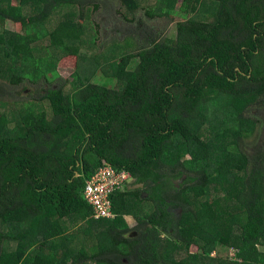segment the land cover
<instances>
[{"label":"trees","instance_id":"16d2710c","mask_svg":"<svg viewBox=\"0 0 264 264\" xmlns=\"http://www.w3.org/2000/svg\"><path fill=\"white\" fill-rule=\"evenodd\" d=\"M160 1L172 16L181 0ZM214 1L213 21L197 18L204 0H184L182 11L194 18L178 22L176 39L122 56L112 72L122 89L77 75L72 93L53 87L42 96L51 113H0V264H264V154L242 149L258 127L250 112L264 111V0ZM120 2L138 9L137 0ZM93 4L0 0V24L15 25L0 30V79L19 85L31 68L55 74L35 58L33 44L47 36L64 53L58 65L65 56L79 60L76 42ZM68 7L78 8L80 21L47 32L46 22ZM106 163L144 187L117 191L116 218L96 221L83 191ZM182 177L185 184H173ZM215 184L240 208L224 215L225 230L211 196ZM73 219L94 239L89 247L79 237L77 252L65 227ZM224 238L237 259L213 256Z\"/></svg>","mask_w":264,"mask_h":264},{"label":"rangeland","instance_id":"374dc122","mask_svg":"<svg viewBox=\"0 0 264 264\" xmlns=\"http://www.w3.org/2000/svg\"><path fill=\"white\" fill-rule=\"evenodd\" d=\"M137 1L138 9L135 12H130L121 4L120 0H93L94 4L85 8L82 21L84 32L81 41L76 42L80 53L79 60L65 56L64 62L58 65V60L64 53L59 48L50 47L51 42L48 36L33 44V46L38 48V52L35 53L37 65H41L44 68H53L57 76L51 71L43 72L44 74H42L44 70L35 71L31 68L26 79L19 85L12 84L7 77L1 78L0 113H6L12 119L14 114L23 111L27 107L35 110H48L50 108L48 102L40 101L46 91L53 87H61L66 93H72L75 89L73 81L75 77L77 78V75L79 77L91 76L90 79L96 84L113 89H122L123 83L112 77L113 65L122 56L137 52L140 47L147 46L150 41L176 39L178 36V22L194 18L193 13L185 14L182 11L184 0L177 4L173 11L175 14L172 16L168 15L169 12L166 10L165 6L167 5L165 2L160 3V0ZM216 9H218V4L214 0H204L197 18L200 19L199 21L211 22L217 12ZM65 20L80 21L78 8L68 7L58 10L46 22L45 30L50 33L59 22ZM2 29L15 30V25L11 21H5L0 24V30ZM94 63H98L95 70H93ZM137 64L138 59H132L130 67L133 69ZM76 66L78 69L75 73ZM5 67H8V65L6 64ZM33 72L36 73V77L30 79L29 75ZM48 112L51 113V110H48ZM249 116L257 120L258 127L254 136L243 142L242 149L258 155L260 148L263 149L264 154V111L256 106ZM190 157V155H187L184 159L187 160ZM164 169L165 172L170 174L171 171L167 165H165ZM184 180L185 177L174 178L172 182L174 185H178L177 187H180V185L185 184L186 181ZM240 187L241 184L235 191H240ZM210 191L212 198L216 200V208L221 211L219 217H222V220L219 221V225L225 230L227 223L223 218L224 215L227 214L228 210L237 211L240 208L232 199L225 197L220 185H213ZM131 204L136 205L137 201L132 200ZM181 213L182 211L178 210L177 215H181ZM124 223L130 229L137 225L132 215H125ZM65 227H67V235L71 237V241L74 240L72 244L74 252H77L78 250L76 249L81 247L79 237L89 247L93 244L94 239L86 230V224L77 223L76 219L66 220ZM6 229L2 227L1 230L6 232ZM93 231H95V228ZM262 249L264 250V247ZM191 251L197 252L198 249L192 248ZM213 253L214 257L219 255L221 258L233 257L237 259L235 255L237 250L225 238L222 245ZM87 264L95 263L90 262Z\"/></svg>","mask_w":264,"mask_h":264},{"label":"built area","instance_id":"2783aa9c","mask_svg":"<svg viewBox=\"0 0 264 264\" xmlns=\"http://www.w3.org/2000/svg\"><path fill=\"white\" fill-rule=\"evenodd\" d=\"M133 177L126 170H117L109 164L102 165L87 180L83 196L92 209V218L112 220L116 218L113 211V195L132 184Z\"/></svg>","mask_w":264,"mask_h":264},{"label":"water","instance_id":"95a60500","mask_svg":"<svg viewBox=\"0 0 264 264\" xmlns=\"http://www.w3.org/2000/svg\"><path fill=\"white\" fill-rule=\"evenodd\" d=\"M77 176H79V175H77ZM176 185V184H175ZM178 186V185H177ZM144 187V185H142V184H139V185H135V186H133V187H129V190H131V189H137V188H139V189H142ZM147 193L145 192V193H143V197L144 198H147Z\"/></svg>","mask_w":264,"mask_h":264},{"label":"flooded vegetation","instance_id":"af4514ba","mask_svg":"<svg viewBox=\"0 0 264 264\" xmlns=\"http://www.w3.org/2000/svg\"><path fill=\"white\" fill-rule=\"evenodd\" d=\"M133 186H135V185H132V186H129V187H133ZM131 190H135V189H131ZM136 190H137V189H136ZM143 193H145V192H143ZM142 195H143V194H142ZM175 210H177V211H175ZM178 210H180V209H174V211H175L176 214H177Z\"/></svg>","mask_w":264,"mask_h":264},{"label":"crops","instance_id":"0c3cea01","mask_svg":"<svg viewBox=\"0 0 264 264\" xmlns=\"http://www.w3.org/2000/svg\"><path fill=\"white\" fill-rule=\"evenodd\" d=\"M133 184V183H132ZM132 184L131 185H129V186H132ZM129 186H127L128 187V189H129Z\"/></svg>","mask_w":264,"mask_h":264}]
</instances>
